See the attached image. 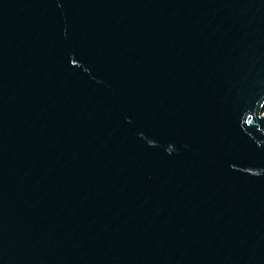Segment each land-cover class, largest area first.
<instances>
[{
  "label": "water",
  "instance_id": "obj_1",
  "mask_svg": "<svg viewBox=\"0 0 264 264\" xmlns=\"http://www.w3.org/2000/svg\"><path fill=\"white\" fill-rule=\"evenodd\" d=\"M0 264H264V0H0Z\"/></svg>",
  "mask_w": 264,
  "mask_h": 264
}]
</instances>
